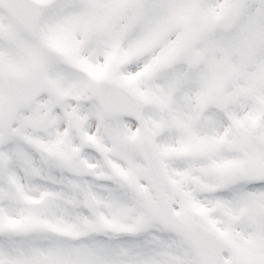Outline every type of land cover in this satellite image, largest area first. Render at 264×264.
Returning <instances> with one entry per match:
<instances>
[{
    "label": "snow or ice",
    "instance_id": "6c2138e0",
    "mask_svg": "<svg viewBox=\"0 0 264 264\" xmlns=\"http://www.w3.org/2000/svg\"><path fill=\"white\" fill-rule=\"evenodd\" d=\"M0 264H264V0H0Z\"/></svg>",
    "mask_w": 264,
    "mask_h": 264
}]
</instances>
